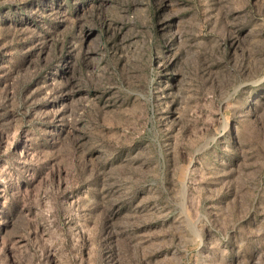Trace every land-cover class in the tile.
I'll list each match as a JSON object with an SVG mask.
<instances>
[{"label":"rangeland","instance_id":"1","mask_svg":"<svg viewBox=\"0 0 264 264\" xmlns=\"http://www.w3.org/2000/svg\"><path fill=\"white\" fill-rule=\"evenodd\" d=\"M0 264H264V0H0Z\"/></svg>","mask_w":264,"mask_h":264}]
</instances>
